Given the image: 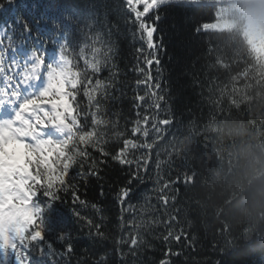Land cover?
<instances>
[{
	"label": "trees",
	"instance_id": "obj_1",
	"mask_svg": "<svg viewBox=\"0 0 264 264\" xmlns=\"http://www.w3.org/2000/svg\"><path fill=\"white\" fill-rule=\"evenodd\" d=\"M198 7L194 0H166L144 18L156 28L154 40L159 64L152 65L151 74L153 82L160 84L157 95L163 97L156 117L170 119L172 124L165 126L156 138L157 143L147 154V166L140 168L138 179L133 177L137 175V160L146 155L142 149L129 152L130 164L111 158L122 143L115 133H126L133 127L137 111H143L138 109L135 97L146 94V89L136 85L137 80L143 79L137 69L144 67L137 50L145 45L125 0H16L0 10V27L9 31L17 50L35 46V41L20 35L17 17L28 22L32 36H39L49 47L53 46L52 40L45 31L59 35L64 30L69 34L75 32L81 40L87 37L89 43L99 34L103 44L96 46L111 49L100 72L92 77L109 85L106 95L98 97L103 118L116 122L115 129L111 125L102 129L108 133L105 151L109 156L89 149L100 161L98 176L78 177L73 181L85 204L81 207L74 205L70 197L64 198L68 212L62 227L50 234L46 232V243L31 250L30 255L40 264H160L164 259L170 264H264V220L246 219L248 209L243 208L240 216L245 218L244 222L233 220L225 231L226 225L214 219L232 191L229 182L223 179L226 166L222 168L217 162L219 175L213 178L212 173L207 174L205 195L193 200L186 195L187 185L180 179L183 173L189 176L186 158L172 151L181 138L178 129L189 120L204 127L230 118L229 112L238 115L233 101L240 98L245 81L232 78L246 76V69L252 64L232 39L216 31L215 23H203L212 19L211 12L210 9L197 11ZM201 25L208 31L200 30ZM58 53L59 49L57 59ZM256 59L262 57L257 53ZM80 68L83 69L82 63ZM77 99L81 105L87 104L82 94ZM143 107L148 108L149 103ZM244 109L241 105V111ZM242 118L247 120L246 111ZM257 126L264 131L259 121L251 126L252 130ZM153 137L154 133L150 132V141ZM90 163L85 165V172ZM165 183L170 185L164 192L169 197L167 207L160 203L158 191ZM123 187H128L130 192L121 205L118 193ZM129 205L135 209L131 216ZM72 209L81 218L91 220L92 226L73 216ZM132 217L138 224L146 222L138 232L129 226ZM96 226L103 235L98 234ZM169 231L181 235V240L164 239ZM130 235L136 236V246L128 242ZM68 244H71L70 253L66 251ZM48 245L51 254L42 257L40 249L47 254Z\"/></svg>",
	"mask_w": 264,
	"mask_h": 264
},
{
	"label": "snow or ice",
	"instance_id": "obj_2",
	"mask_svg": "<svg viewBox=\"0 0 264 264\" xmlns=\"http://www.w3.org/2000/svg\"><path fill=\"white\" fill-rule=\"evenodd\" d=\"M125 2L134 16L145 45L137 50L138 55L143 57L141 63L144 67L137 69L143 79L137 80L136 85L146 89V94H137L135 97L138 109L143 111H137L138 118L133 122V127L126 133H115L122 143L111 158L121 164H130L131 161L127 159L129 152L142 149L146 155L137 160V175L133 177L138 179L140 168L147 166V154L157 143L156 138L161 135L165 126L172 124L170 119L158 120L156 117L160 108L159 101L163 100L162 96L157 95L160 84L153 82L151 74L152 65L159 64L156 54L158 45L154 40L156 28L144 19L166 0ZM15 3L16 0H0V10H4L6 4ZM16 23L21 30L20 35L35 41V46L20 47L17 50L13 47L9 31L0 27V107L11 105L15 113L27 112L29 125L35 126L38 135L36 138L18 141L36 152V158L28 161L27 169L21 171L0 161V264H40L39 260L30 255L31 250L46 243V232L50 234L62 227L68 212L64 206V198L70 197L74 205L83 207L85 204L73 181L78 177L86 179L89 175L98 176L100 161L92 156L89 149L98 151L101 156H109L105 151V137L108 133L102 129L109 125L115 129L116 122L103 118L98 99L106 95L109 85L100 79L93 80L92 77L100 72L111 49L96 46L103 44L99 34L89 43L87 37L81 40L80 35L75 32L69 34L64 30H60L59 35L45 31L44 34L49 35L52 40L53 46L49 47L39 36H32V27L28 22L17 17ZM36 27L37 31L41 30L39 25ZM200 30L207 31V28L201 25ZM11 31L15 32V29L12 28ZM5 39L8 40L7 45ZM81 63L83 69L80 68ZM81 94L87 98L86 105H81L77 99ZM29 102L33 103L25 110L23 105ZM145 103H149L148 108L143 107ZM149 112L152 114L149 115ZM68 130H71V134ZM150 132L154 133L151 141ZM89 161V170L85 172V165ZM180 179L185 185L190 183L186 173ZM169 186L165 183L158 189L159 201L165 207L169 204V197L164 192ZM129 192L128 187L119 190L121 205L127 201ZM134 211L129 205L130 216ZM123 212L122 208V216ZM71 214L81 218L75 209L71 210ZM81 219L92 226L91 220L86 217ZM145 223L141 221L138 224L135 217H132L129 226L133 232H138ZM96 227L98 234L103 235L99 233V226ZM169 237L181 240V235H174L172 231L164 239ZM128 242L133 246L138 244L135 235H130ZM47 247V254L44 249H40L42 257L51 254L50 245ZM71 250V244H68L67 253ZM160 264H170V261L164 259Z\"/></svg>",
	"mask_w": 264,
	"mask_h": 264
},
{
	"label": "clouds",
	"instance_id": "obj_3",
	"mask_svg": "<svg viewBox=\"0 0 264 264\" xmlns=\"http://www.w3.org/2000/svg\"><path fill=\"white\" fill-rule=\"evenodd\" d=\"M194 3L199 6L197 11L210 9L212 19L203 23H219L216 31L232 39L238 51L252 61L246 76L232 78L245 81L240 98L233 101L238 115L229 112L230 118L204 127L189 120L178 129L181 138L172 147L173 152L186 158L190 183L185 193L193 200L205 195L207 174L212 173L213 178L219 175L217 162L222 168L226 166L223 179L229 182L232 191L214 219L225 224L227 231L231 221L244 222L245 218L240 216L243 208L248 209L246 219L264 220V131L259 126L255 131L251 127L257 121L264 125V0H194ZM257 53L262 59H256ZM31 103H25L23 108L29 109ZM241 105L245 106L244 111ZM245 111L247 120L242 118ZM37 135L35 126L29 125L27 112L0 119V161L21 171L27 169L36 152L18 141Z\"/></svg>",
	"mask_w": 264,
	"mask_h": 264
},
{
	"label": "rangeland",
	"instance_id": "obj_4",
	"mask_svg": "<svg viewBox=\"0 0 264 264\" xmlns=\"http://www.w3.org/2000/svg\"><path fill=\"white\" fill-rule=\"evenodd\" d=\"M215 26L220 28L219 23L215 24ZM211 29H216V28L215 27H211ZM6 112H7V114H6ZM13 114H15L13 106H11V105L10 106H5V108L4 107H0V115H3L0 119L11 118L13 116Z\"/></svg>",
	"mask_w": 264,
	"mask_h": 264
}]
</instances>
